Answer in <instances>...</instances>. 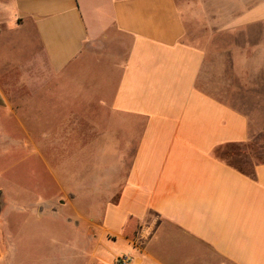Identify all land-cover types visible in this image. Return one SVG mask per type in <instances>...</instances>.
I'll use <instances>...</instances> for the list:
<instances>
[{
    "label": "crops",
    "instance_id": "0c3cea01",
    "mask_svg": "<svg viewBox=\"0 0 264 264\" xmlns=\"http://www.w3.org/2000/svg\"><path fill=\"white\" fill-rule=\"evenodd\" d=\"M188 3L0 0V264L45 219L52 264H264V0H198L204 47ZM28 28L38 54L1 46Z\"/></svg>",
    "mask_w": 264,
    "mask_h": 264
},
{
    "label": "rangeland",
    "instance_id": "374dc122",
    "mask_svg": "<svg viewBox=\"0 0 264 264\" xmlns=\"http://www.w3.org/2000/svg\"><path fill=\"white\" fill-rule=\"evenodd\" d=\"M179 1V0H178ZM188 4L186 6L187 9L192 8V4H197V12L194 11H188L186 13V24H187V35L186 39L190 43H193L198 46H208V39L210 37H213L216 32V23L217 20L215 17V13L213 12V6H210V11L208 13H199L198 12V0H188ZM2 47H6L11 50L13 49L14 54L21 55L22 58H28L31 54H38L39 53V43L37 40L36 35L34 34L33 30L31 28L24 29V30H14L10 31L6 34L4 39L2 40ZM104 64V63H103ZM104 68V66H102ZM17 133L18 130L16 131ZM244 153L248 154L250 157L260 158L264 153V138L256 139L254 142L250 143L246 148L244 147ZM68 155L64 152V160L63 164L67 165V159ZM264 159V158H263ZM19 191V197L21 198L22 193V183L20 182V188L17 189ZM49 190H47L48 192ZM21 200V199H17ZM16 201V203H19L20 201ZM22 203L19 205H9L5 209V213L3 216H11L16 222V225H19V227H22V220L23 218H28L29 216H26V212L22 209ZM0 216H2V213H0ZM47 220H43V228L38 227V223L36 222L35 227H31L30 231L34 232L35 234H32L28 241H27V263L26 264H52L54 258V250L55 247L51 246L49 244V241L51 240V233L49 231H46L47 226ZM54 225V224H52ZM57 227H62L64 229L65 234H63V241L70 240L72 236H76L79 239H82V237L77 234L74 230H70L67 227V223L63 222V225H61L60 222L55 224ZM59 227V228H60ZM18 229V228H17ZM39 230L41 231V236H39ZM59 230V229H58ZM0 233L2 238V243L4 247H6V240H5V234L3 233V226L2 222L0 220ZM23 235V234H22ZM22 253V252H21ZM53 259V260H52ZM52 260V261H51ZM22 261H23V255H22ZM88 261L86 253L84 251V254L77 260L76 264H86Z\"/></svg>",
    "mask_w": 264,
    "mask_h": 264
},
{
    "label": "built area",
    "instance_id": "2783aa9c",
    "mask_svg": "<svg viewBox=\"0 0 264 264\" xmlns=\"http://www.w3.org/2000/svg\"><path fill=\"white\" fill-rule=\"evenodd\" d=\"M118 264H133V258L130 255H122L117 260Z\"/></svg>",
    "mask_w": 264,
    "mask_h": 264
}]
</instances>
